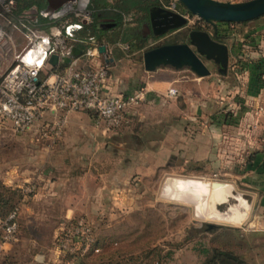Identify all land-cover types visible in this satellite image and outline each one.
I'll return each instance as SVG.
<instances>
[{
    "label": "rangeland",
    "instance_id": "obj_1",
    "mask_svg": "<svg viewBox=\"0 0 264 264\" xmlns=\"http://www.w3.org/2000/svg\"><path fill=\"white\" fill-rule=\"evenodd\" d=\"M168 5L185 11L181 4L177 8L174 0ZM134 18L135 14L125 13L121 24L108 31L110 40L104 38L108 47L107 57L111 58L107 73H118L122 67L125 70L130 68L133 75L137 71L134 70L137 65L133 63L139 62L134 58L129 62H120L114 61L111 56L113 48L123 46L122 38L127 37L129 30L134 28L136 33H140L145 20L137 24ZM190 19L192 23L196 17L192 15ZM247 21L239 22L240 26L263 23L264 15ZM239 23L232 22L229 30L235 32ZM177 31H171L155 40L149 38L150 35L146 32L143 37L149 38L146 45H154ZM205 63L212 74L206 78H217L219 74L216 65L210 60ZM178 70L172 74H177L178 77L194 76L187 68ZM44 72H47L46 68L42 73ZM185 82H180V89L175 85L176 94L179 91L199 94L202 89L200 83L194 85ZM79 122L80 124L77 122L70 126L59 140L51 141L38 138L37 125L23 132H15L9 127L8 121L0 122V185L8 188H18L28 183L33 185L31 191L24 194L20 192V195L12 199L19 209L15 243L17 247L12 252L9 263L201 264L208 251L218 247L232 250L248 264H264V214L258 213L259 206L256 205L251 188L238 182L226 181L221 175H214L211 168L169 166L168 163L154 167L144 166L143 155H139L144 152L131 148H142V143L151 142L144 139L147 137L145 132L150 124L149 120L133 118L112 129L106 128L101 118H97L94 124L87 119ZM104 129L105 132L100 131ZM159 132L157 130L153 135L156 139H160ZM106 145H109L108 150ZM47 161L53 166L51 170L46 165ZM23 170L29 174L28 179H20L18 183L4 179L9 174H20ZM43 170L47 173L42 172ZM38 173L42 176L39 177ZM168 175L178 178H207L211 182L229 185L233 192L247 202L245 217L236 223L211 218L209 210L212 195L207 201V195L204 194L202 201L196 206L162 197L161 185ZM45 181L46 185L42 186ZM46 187H52V191L47 192ZM98 192L102 193L104 199L95 207L97 203L94 198ZM5 194L8 192L5 191ZM72 199L76 203L83 202L87 208L76 209L64 215L63 207ZM228 202L232 204L234 201L228 198ZM203 204L207 205L206 211L203 210ZM216 206L223 209L226 202H218ZM79 217L90 227L98 248L92 252L100 254L99 258L93 257V253L88 250L83 254L63 253L56 246L57 236L62 235L66 229H71ZM208 222L215 225L207 227ZM200 248H207V253L199 251Z\"/></svg>",
    "mask_w": 264,
    "mask_h": 264
},
{
    "label": "crops",
    "instance_id": "obj_2",
    "mask_svg": "<svg viewBox=\"0 0 264 264\" xmlns=\"http://www.w3.org/2000/svg\"><path fill=\"white\" fill-rule=\"evenodd\" d=\"M112 26L102 27L107 28L108 34L110 30L108 28ZM181 29L185 32L187 30L185 27H180L174 31ZM234 30L235 32L229 30L230 33L221 38L230 50L226 73L217 72L219 74L217 78L213 76L206 78L212 75L211 72L203 76L193 73L194 76L189 77L172 74L186 67L173 68L160 65L153 70H145L141 54L149 45L145 43L139 48L131 47L128 43L130 34L127 33V37L122 38L123 46L113 48L111 56L114 61L120 62L124 60L129 62L134 58L139 62V64L133 63L137 65L134 70L137 69L138 72L133 75L130 68L125 70L123 67L118 73L111 71L107 73L103 87L106 92L113 94H124L136 88H143V99L128 108L123 122L133 118L149 120L150 124L145 132L147 137L144 139L151 142L142 143L144 146L142 148L140 146L131 148L144 152L139 154L143 155L144 166L154 167L168 163L169 166L211 168L214 175H221L226 181L238 182L251 188L256 205L259 206L258 213L264 214V111L259 109L264 108V22L241 26L239 23ZM141 37L144 38L142 35ZM106 40H110V37L108 36ZM98 41L104 43L106 49L108 48L104 38ZM236 59L238 61L234 64ZM99 60L100 54L92 56L93 64ZM182 80L188 84L200 83L202 89L199 94L191 92L185 94L179 91L174 96H166L167 87L176 85L180 89ZM152 114L156 115L151 116ZM97 118L91 111H70L66 115L60 137L55 139L59 140L63 137L70 126L76 125L77 122L80 124L81 119H87L89 123L94 124ZM39 124L40 121L37 122V125ZM157 130L160 131V139L153 136ZM100 131L105 132V129ZM108 147L109 145L105 146L106 150ZM130 159L129 157L128 160ZM46 163L51 170L53 166L48 161ZM42 172L47 173L44 170ZM37 175L42 176L39 173ZM28 178L29 174L25 170L20 174L14 172L4 177L5 180L17 183L20 179L23 181ZM46 179L51 183L49 178ZM46 183L43 182L42 186ZM46 190L50 192L52 187L50 189L46 187ZM234 195L232 204L227 199L225 208L217 207L220 212L235 216V221L228 220L231 223L240 222L247 212V208L244 211L241 204V199L244 198L235 192ZM102 198L104 199V196L98 192L94 198L97 203L95 207L100 204ZM203 206V210L206 211L207 205L203 204ZM85 208H87L86 204L76 203L72 199L63 207V213L67 215L76 209ZM209 216L215 218L210 211ZM15 243L16 239L0 243V264L4 263L3 259L12 257V252L17 247Z\"/></svg>",
    "mask_w": 264,
    "mask_h": 264
},
{
    "label": "built area",
    "instance_id": "obj_3",
    "mask_svg": "<svg viewBox=\"0 0 264 264\" xmlns=\"http://www.w3.org/2000/svg\"><path fill=\"white\" fill-rule=\"evenodd\" d=\"M87 4L88 0L62 4L46 16L48 22H57L42 28L34 21V9L12 15L13 0H0V122L8 121L11 130L23 132L40 121L38 138L55 139L60 137L70 111L94 112L106 128H114L123 122L128 108L143 99L142 87L124 94L104 90L110 59L107 49L99 52L100 42L94 37L73 33L90 20ZM182 14L191 20L192 15ZM72 46L80 47L81 52L67 64L56 67L58 62L52 68L47 57L51 53L68 55ZM99 54V62L93 64L92 56ZM44 68L47 72L42 73ZM176 92L175 86H169L165 94L174 96ZM18 188L24 194L33 185ZM18 209L14 204L0 217V243L16 239ZM93 240L90 227L79 217L71 229L57 236L56 246L63 253L83 254Z\"/></svg>",
    "mask_w": 264,
    "mask_h": 264
},
{
    "label": "water",
    "instance_id": "obj_4",
    "mask_svg": "<svg viewBox=\"0 0 264 264\" xmlns=\"http://www.w3.org/2000/svg\"><path fill=\"white\" fill-rule=\"evenodd\" d=\"M189 15L207 20L240 22L251 20L264 14V0H177ZM76 0H44L38 10L42 16H48L62 4H74ZM114 24V22H113ZM191 23L181 12L163 5H150L147 8L145 31L158 36L170 29L187 27ZM104 43H99L97 50L104 51ZM229 46L216 40L203 29L187 28L184 41L166 42L148 47L142 51V65L145 70H153L160 65L173 68L186 67L197 76L210 72L205 61H212L219 74H225L228 65ZM81 52L78 46H72L68 55L57 56L51 53L47 62L54 66L58 62L67 64L70 59ZM214 223H206L213 227Z\"/></svg>",
    "mask_w": 264,
    "mask_h": 264
},
{
    "label": "trees",
    "instance_id": "obj_5",
    "mask_svg": "<svg viewBox=\"0 0 264 264\" xmlns=\"http://www.w3.org/2000/svg\"><path fill=\"white\" fill-rule=\"evenodd\" d=\"M171 1L173 0H88L87 8L88 10H90V20L88 22L82 23L81 27L74 30L73 33L80 37L92 36L96 40H101L103 38L108 39V34L106 33L107 28H103L102 25H100L102 22V21L100 22L101 16H107L112 18L115 21V25L112 26L113 28L121 24L122 16L125 13H131L132 15L135 14L134 20L136 21L137 24L138 23L140 24V22L147 20V8L150 5L158 4V5L168 6V4ZM174 2L177 8L181 6L177 0H174ZM43 3L44 0H13L11 13L12 15H16L18 13H21V11L23 10L34 9L35 10L34 21L36 22V24L39 27L47 28V26L51 24H55L57 21L48 22V19L45 16L39 14L38 10L42 7ZM74 18L75 17L70 16V20H74ZM240 22H245V21H240ZM231 23L232 21H216L211 23L207 20L197 18L195 22H193L188 28H197V29L206 30L211 34L213 38L221 41L222 37L227 36L230 33L229 25ZM219 24H225L226 26L221 27L219 26ZM181 31L175 32L173 36H169L160 43L184 41L186 32L183 31L181 32ZM129 33H130V41H128V43L131 47L134 48L141 47L146 43V40L148 39V38L147 39L142 38L141 34L139 32L136 33L134 28ZM163 35L164 34L158 36L150 35V38L156 39ZM154 45H149L147 46V48ZM237 61L238 59L234 61V64L237 63ZM63 65H64L63 63H59L58 65H56V67H61ZM53 67L55 66H52V68ZM0 186H1L0 217H3L5 216L7 211L15 204V202L12 201L13 197L18 196L21 193L19 188L16 187L8 188L2 185ZM5 191H7L8 194H5ZM94 247L97 248L96 241H93L87 250L92 252L94 251L93 250ZM199 251L203 253H207V248H200ZM92 255L95 258H99L101 256L100 254H95V253H93ZM5 259H7V261L4 260L3 264H12L9 263V259H11V257ZM102 264H106V263L104 262ZM201 264H248V262L230 249L213 247L208 251V254L205 257L204 262Z\"/></svg>",
    "mask_w": 264,
    "mask_h": 264
},
{
    "label": "bare ground",
    "instance_id": "obj_6",
    "mask_svg": "<svg viewBox=\"0 0 264 264\" xmlns=\"http://www.w3.org/2000/svg\"><path fill=\"white\" fill-rule=\"evenodd\" d=\"M212 195L210 201L211 215L217 219L235 221V216L229 213L220 212L217 209L218 202H225L228 198L234 197L233 189L227 185L217 181H209V179L198 178H178L175 176H166L162 182L160 195L162 197L182 201L185 203L197 204L202 197ZM242 208L244 211L248 207L247 202L241 199ZM240 204V205H241ZM243 217V216H242Z\"/></svg>",
    "mask_w": 264,
    "mask_h": 264
},
{
    "label": "flooded vegetation",
    "instance_id": "obj_7",
    "mask_svg": "<svg viewBox=\"0 0 264 264\" xmlns=\"http://www.w3.org/2000/svg\"><path fill=\"white\" fill-rule=\"evenodd\" d=\"M180 12L183 13V12H185V11H180ZM185 13H186V12H185ZM186 14H187V13H186ZM104 20H106V21H104ZM101 21H102V22H101ZM100 22H101V24H102L103 27H104V26L106 27V25H108V26H109V25H110V26H112V25L114 26V25H115V21H114L112 18L107 17V16H101V17H100ZM113 22H114V24H113ZM145 22H146V21H145ZM193 22H194V21H193ZM193 22H192V23H193ZM192 23H191V24H192ZM191 24H190V25H191ZM190 25H189V26H190ZM189 26H187V27H185V28L187 29ZM144 29H145V25L142 24L141 31H140L142 36H144V32H146ZM174 30H175V29H170V30H168V31L165 32V33H169V32L174 31ZM142 33H143V34H142ZM146 33H148L149 35H151L150 31H147Z\"/></svg>",
    "mask_w": 264,
    "mask_h": 264
}]
</instances>
